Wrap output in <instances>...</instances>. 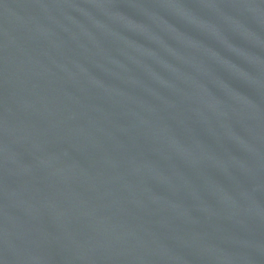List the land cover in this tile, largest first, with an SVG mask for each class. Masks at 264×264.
Returning <instances> with one entry per match:
<instances>
[{
	"label": "water",
	"instance_id": "1",
	"mask_svg": "<svg viewBox=\"0 0 264 264\" xmlns=\"http://www.w3.org/2000/svg\"><path fill=\"white\" fill-rule=\"evenodd\" d=\"M0 264H264V0H0Z\"/></svg>",
	"mask_w": 264,
	"mask_h": 264
}]
</instances>
